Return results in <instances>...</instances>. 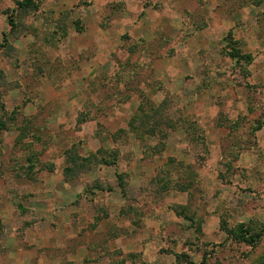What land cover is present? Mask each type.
<instances>
[{
  "label": "rangeland",
  "instance_id": "obj_1",
  "mask_svg": "<svg viewBox=\"0 0 264 264\" xmlns=\"http://www.w3.org/2000/svg\"><path fill=\"white\" fill-rule=\"evenodd\" d=\"M25 2L0 0V264H264V0Z\"/></svg>",
  "mask_w": 264,
  "mask_h": 264
},
{
  "label": "trees",
  "instance_id": "obj_2",
  "mask_svg": "<svg viewBox=\"0 0 264 264\" xmlns=\"http://www.w3.org/2000/svg\"><path fill=\"white\" fill-rule=\"evenodd\" d=\"M33 5V0H26L25 3H18V7L21 8V9H28L30 8L31 6ZM10 23L12 24V17L10 16ZM263 230H261L260 234H257V237H255V241L256 240H260V238L262 237V234H263Z\"/></svg>",
  "mask_w": 264,
  "mask_h": 264
}]
</instances>
